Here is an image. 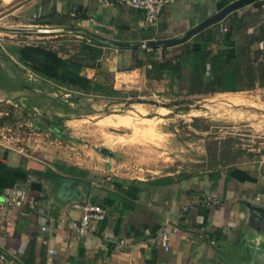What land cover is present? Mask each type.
Returning <instances> with one entry per match:
<instances>
[{"label": "crops", "instance_id": "obj_1", "mask_svg": "<svg viewBox=\"0 0 264 264\" xmlns=\"http://www.w3.org/2000/svg\"><path fill=\"white\" fill-rule=\"evenodd\" d=\"M236 1L172 0L159 23L145 27L143 12L117 0H0V25L23 27L29 36H71L75 47L83 42L97 46L103 56L99 66L83 70L85 76L121 91L140 84L162 92L170 89V81L148 80L147 68L137 67L135 50L148 49L142 43L149 40L181 38ZM229 16L243 19L248 33L259 35L264 0L230 13L219 23ZM201 32L169 47L167 57L182 53L187 43L202 42ZM235 45L226 38L214 49L230 60ZM75 47L72 54L77 53ZM263 48L262 42L253 45L251 56ZM256 90L264 87L257 83L245 91ZM15 92L0 89V104L17 101ZM1 134L0 194L22 187L30 200L20 208L0 207V255L5 256L0 264H264V213L252 207L264 208V159L243 161L218 147L211 154L203 152L205 156L199 158L204 160L196 162L194 174L108 178L107 186L97 193L90 168L56 155L46 162L35 152L21 153ZM68 168H77V176L67 173ZM231 168L249 171L258 180L229 179ZM80 170L86 176H80ZM242 195L262 199L252 204L241 200ZM208 198L220 203L210 204ZM83 200L103 206L107 217L89 235L78 237L66 222L81 216L74 204ZM161 230L171 235L170 251L157 243ZM118 240L126 241L121 250L116 249Z\"/></svg>", "mask_w": 264, "mask_h": 264}, {"label": "rangeland", "instance_id": "obj_2", "mask_svg": "<svg viewBox=\"0 0 264 264\" xmlns=\"http://www.w3.org/2000/svg\"><path fill=\"white\" fill-rule=\"evenodd\" d=\"M48 36L51 37L36 33L29 36L23 33V27L0 25L3 74L13 83L21 79L38 84L34 74L18 64L9 48L44 44L65 47L68 53L74 51V37ZM107 80L112 84L113 80ZM44 90L49 95L44 96ZM52 90V86L43 85L15 92L19 101L0 104V133L8 142L12 139L16 147H26L29 154L35 152L46 162L49 156L56 155L90 168L97 193L107 186L108 178L194 174L196 162L204 160L203 152L211 154L218 147L234 152V157L239 155L243 161L264 159V91L189 96L178 87L157 92L149 85L138 84L122 90L126 96L122 103L82 96L70 105L73 111L65 115L58 98H71L72 93ZM29 98L36 104L35 113L25 112L21 105ZM44 114L65 118V140L54 138L49 130L34 128L32 118Z\"/></svg>", "mask_w": 264, "mask_h": 264}, {"label": "trees", "instance_id": "obj_3", "mask_svg": "<svg viewBox=\"0 0 264 264\" xmlns=\"http://www.w3.org/2000/svg\"><path fill=\"white\" fill-rule=\"evenodd\" d=\"M260 34L248 33V26L243 19L229 16L223 23L204 30L198 36L203 39L199 43H187L182 53L167 57L168 48L135 50L137 67H146L147 79L150 81L169 80L170 88L178 87L187 95L215 94L225 92H242L256 87L257 83L264 87V48L251 56L252 46L264 43V23L259 27ZM226 38L235 42V56L226 60L222 50L217 52L214 46L223 45ZM77 53L65 52V47L52 48L44 44H27L9 48L15 55L18 64L30 70L38 79V84L19 79L13 83L7 74L0 69V89L20 92L52 86L53 92L60 89L72 93L71 98H58L65 115L73 111L70 105L82 96L114 99L122 103L126 96L113 85L103 84L88 78L83 70L88 66H99L103 51L97 46L83 42L75 47ZM69 54L65 56L62 52ZM141 52V53H140ZM142 54L143 56H140ZM8 60V56L4 55ZM257 63L258 66H255ZM17 67L19 68V66ZM20 69V68H19ZM43 95H49L47 90ZM18 100V99H17ZM19 101V100H18ZM24 111L34 112L36 104L29 98L21 102ZM35 109V110H34ZM34 128L40 131L49 130L54 138L65 140V118L60 116L32 118ZM60 168V167H59ZM77 168H68L67 173L75 174ZM79 172V171H78ZM54 174V173H53ZM80 176H86V171L80 170ZM55 175V174H54ZM73 176V177H74ZM229 179L240 182H257L249 171L231 168L227 171Z\"/></svg>", "mask_w": 264, "mask_h": 264}, {"label": "built area", "instance_id": "obj_4", "mask_svg": "<svg viewBox=\"0 0 264 264\" xmlns=\"http://www.w3.org/2000/svg\"><path fill=\"white\" fill-rule=\"evenodd\" d=\"M172 0H117L118 4L122 6L130 7L134 10L141 11L144 13L143 26L153 27L156 26L162 13ZM35 18L38 16L35 15ZM10 143H13L10 139ZM19 151L25 153L26 147H20ZM261 196H257L255 200H251L247 195H242L241 200L256 203L261 200ZM30 195L29 191L25 188L19 187L9 192L8 194H0V207L1 208H20L24 207L29 203ZM207 202L210 204H219L220 200L217 198H208ZM74 208L81 212V216L78 219H70L66 222V226L78 237H85L89 235L96 227L97 224L103 222L107 217L106 209L99 205L92 203L89 200H83L76 202ZM157 243L165 251L171 249V235L166 230H161ZM125 240H118L116 242V249L121 250L125 247ZM51 253H55L53 250ZM1 259L5 260V256L0 255Z\"/></svg>", "mask_w": 264, "mask_h": 264}, {"label": "water", "instance_id": "obj_5", "mask_svg": "<svg viewBox=\"0 0 264 264\" xmlns=\"http://www.w3.org/2000/svg\"><path fill=\"white\" fill-rule=\"evenodd\" d=\"M256 1H258V0H237L236 2L230 4L228 7L223 9L221 12L215 14L214 16L210 17L208 20L204 21L202 24H200L199 26H197L196 28H194L193 30H191L185 36H183L181 38H172V39H165V40H163V39L149 40V41L143 42L142 46L144 48L153 49V48H161V47L169 48V47L180 45V44L188 41L193 36L197 35L202 30H205V29L212 27L215 24L223 21L230 13H232V12H234V11H236V10L246 6V5L252 4ZM69 30L73 31L71 29H69ZM118 45L123 46V45H130V44L118 43ZM166 107H168V105H166ZM252 207L254 209L264 213V208L254 207V206H252Z\"/></svg>", "mask_w": 264, "mask_h": 264}]
</instances>
